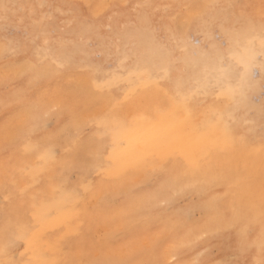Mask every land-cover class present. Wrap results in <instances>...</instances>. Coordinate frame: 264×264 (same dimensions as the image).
<instances>
[{
  "label": "bare ground",
  "instance_id": "obj_1",
  "mask_svg": "<svg viewBox=\"0 0 264 264\" xmlns=\"http://www.w3.org/2000/svg\"><path fill=\"white\" fill-rule=\"evenodd\" d=\"M178 1H169L171 7L168 10L171 18L173 17L177 25L181 14L186 17L181 25L188 24L190 33H199V43L197 46L189 45L185 48L183 58L178 63L180 71H175L174 74L172 68L167 69L164 65L166 62L164 46L171 41L164 33L162 15L160 13L161 17L156 18L159 19V26L161 24L159 30L153 27L150 30L148 18L150 9L141 0H122V6L117 10H113V6L109 4V11L101 2V11L104 9L101 14L105 13L101 18L98 17L101 14H95L94 11L97 10L99 0L93 6L94 10L92 9L95 16L91 18L89 30L84 28V23L80 22V19L75 23L73 21L72 26L64 28L65 50L62 56L58 54L62 61H58L57 67L55 66L57 68L55 72L63 73L64 76L59 78L60 76L56 75L58 80L55 81V90L61 95L59 96L61 103H57V106L60 105V110L58 109L54 114L57 122L62 118L60 113L62 107L73 101V131L76 130L77 135L73 137V146L65 149L62 156H53L52 153L46 156L45 160L56 163L55 165L63 162V168L56 175L58 182L54 196L51 194L44 200L37 198L36 212L34 211L36 217L33 222L26 223L21 219L18 229V224L15 222L18 218L11 217L12 209L9 208L11 211L4 209L5 203L11 202L6 200L9 193L3 194L5 187L4 185L0 187V222L6 237L1 249L6 245L11 247L14 242L17 247L16 243L19 240L24 245L22 240L28 234L31 233L29 238L32 241L35 237L34 232H43L45 224L53 223L56 226L58 240H62L55 246L56 257L53 261L61 264L64 262L68 264V252L71 245L76 246V243L87 247L80 255L83 253L87 255L88 252L89 255L84 261H77L75 264H119L120 261L125 260L130 261L131 264H144L148 260H159L160 264H226L210 256L208 248L213 243H218L219 253L230 254L231 264H261L264 260V248H262L264 246V97L259 98L263 100L259 104L255 102L257 104L251 105L247 102L252 106L251 111L249 107L247 110V107L244 108V101L247 98L244 90L248 91V89L242 91L241 83L238 81L248 78L250 85L257 86L256 83L264 79L262 14L255 16L245 9L242 13L232 14L230 19H227L224 18L226 15L222 12L223 6L219 4L220 0H185L186 3L190 2L191 6L197 2H201L203 6L207 5L203 13L190 18L192 14L186 12L190 9V4L182 9L183 1L178 5L175 4ZM111 3L113 4L114 1ZM181 18L183 17L179 20ZM212 19L219 20L218 23L221 20L227 28L223 32L228 48L226 52L202 49L203 37L208 38L210 35L208 22ZM169 25L171 33L176 32V29ZM189 34H186L187 39ZM146 40L149 43L148 49L145 46ZM15 41L16 48L11 49L7 57L13 54L20 56L21 52L23 54L21 56L28 60L22 63L26 62L28 66L35 60H38L39 64L43 63L39 61L42 54L40 55L37 50L27 54L29 45L26 39L19 38ZM78 45L81 47L79 52ZM210 45L209 48H212L213 44ZM128 48L129 54H127ZM94 53L100 55L97 60L94 59ZM138 54H143L140 56L146 61L143 65L145 68L134 64L132 70L127 68L122 72L124 61L126 60L127 63L129 60L130 64L133 56ZM106 61L112 63L110 69L105 68ZM45 62L52 63L49 58H45ZM250 66L255 67L260 73V78L255 76L259 78L256 83L249 80ZM80 67H84L85 70H77ZM235 70L239 74H235ZM139 73L141 80L138 81ZM13 78L14 80H8L0 87L1 90L6 86L5 84H8V91H2L0 96L4 106L9 104L8 101L23 99L27 91V82L34 79L31 75ZM128 84L129 89H127ZM256 86L251 88L255 90ZM47 90L49 89H43V91ZM116 93L121 94V98H126L129 102V106L119 110L120 121L115 116L117 109L113 106ZM43 94L37 95V102L42 100ZM81 98H89L87 103L90 105L96 104V107L101 105L100 113L96 114L99 118L89 124V133L86 132L84 123L87 121L81 120L86 114V101ZM200 102L204 103L202 105L206 113L202 112L204 114L200 118H195ZM39 104L41 105V102ZM107 104L110 105L108 111L112 122H109L108 126L106 125L108 113H103L106 110L103 107ZM123 104L126 102L121 101L119 105ZM36 112L38 113V110ZM123 118L126 122L129 121V125L117 124L125 122ZM62 119L64 124L68 120V118ZM78 120L82 122L78 123L80 126L76 128ZM35 121L36 116L32 114L26 126L33 127ZM68 127H64L65 137L69 135ZM108 129L114 130L113 140L109 147H105L103 137ZM121 139L127 142L125 150L117 147V142ZM100 143L103 145L99 154L94 149V152L90 151L99 147ZM14 155L16 157V154ZM146 157H149L150 161L145 164ZM137 161L141 162L142 166L137 172L136 182H133L132 177L126 176L121 179L117 191L112 186L114 190L110 189L109 194L106 196L103 194V197L97 200L98 207L102 209L108 210L110 206H115L117 216L109 234L103 233L105 232L103 228L102 237L95 238L92 231H95L96 227L92 226V222L96 214L87 211L86 206L82 204L97 194H94L95 185L106 180L102 177L104 174L108 171L118 172L119 169L122 173L125 167L128 169ZM88 164L92 166L91 171L87 170ZM96 167H99L98 173L95 171ZM136 169L134 168L132 172L129 169L131 176L133 172L136 173ZM91 172L94 177H90ZM108 176L110 178L112 175ZM115 177L113 180H116ZM10 186L8 185V189ZM117 220H122L123 226L121 223L117 225ZM143 230L149 234L153 231L159 233L155 238H151L147 248L138 247L133 238V235L137 236ZM142 235L147 236L145 233ZM14 236L19 240H8ZM148 237L151 236H147L146 239ZM144 238L141 239L145 241ZM137 239L141 242L139 237ZM101 245L106 246L107 250L109 248L110 252H106V248L103 247L100 249ZM97 247L100 249L98 254L95 253ZM20 250L22 251L23 247ZM22 259H25L24 256H21L20 264ZM11 260V264H14Z\"/></svg>",
  "mask_w": 264,
  "mask_h": 264
},
{
  "label": "rangeland",
  "instance_id": "obj_2",
  "mask_svg": "<svg viewBox=\"0 0 264 264\" xmlns=\"http://www.w3.org/2000/svg\"><path fill=\"white\" fill-rule=\"evenodd\" d=\"M98 1L99 0H18V1L17 0H0V30H1L0 31V52L2 53V54L0 53V79H2V77L4 79V80L3 79L0 80V87H2L4 82H8L10 77L11 78L9 81L14 80L13 77H15V79L21 78V77L23 78L26 75H31L32 77H34V79L32 78L30 82H27L28 84L26 83L27 84L26 85L27 91H25L24 96L22 97L23 99H19L18 101H13V102L8 101L9 104L4 106V104L1 102L2 99L0 97V99H1L0 100V104H1L0 105L1 106L0 107V187L3 185L5 187L3 194L9 193L6 200L7 201L11 200L12 204H11V202L5 203L7 207L4 205V209H5V211H9L10 209H12L13 214L11 215V217H14L15 219L18 218V220H15V222H17V224H18V229H19V224H20L19 220L23 219L24 220L23 222H26V223L34 221V218L36 217V214L34 213V211L36 212L35 205L37 203V198H41L42 200H44V199L49 198L51 194H52V196H54V194H55L56 183L58 182V178L56 175L59 172V170L61 168H63V162L57 163L58 165H55L56 163H51V161L47 162V160H45L46 156H48L49 153H52L53 156H62L65 149L71 148L73 146V144H72L73 143V137L75 134L77 135V133L75 132L76 130L73 131V128H74L73 127V124H74V122H73L74 121L73 120V109H74L73 101L72 102L69 101L71 103L68 102L65 105V107H62L63 110L60 111V113H62V118H68L67 122L64 124L62 118L59 119L57 122L55 121L54 112H56L60 107V105L57 106V103H59V104L61 103V101L59 100V96H61V95H58L59 91L57 92L55 90V81L58 80V78L56 79V75H58V77L60 76L59 78H62V76H63L62 75L63 73L60 72L61 74H57L55 71L57 70V68H56L57 62L62 61V58H60V55L62 56L63 51L65 50V47H63L64 46V38H63L64 28L72 26V24H74L78 19H80V22L84 23L83 24L84 28L89 30L88 28H91V20H92L91 18L94 17L95 14H98V15L101 14L102 11L104 10L103 9L101 11V2H103L104 5L107 6L108 11H109V7H108L109 4L111 7L113 6L112 7L113 10H117L122 6V0H100V2L98 3L99 5L97 7V10H94L93 6ZM111 1H114V3L112 4ZM141 1H142V3H144V5L147 8L150 9V11L148 10V14H149L148 18L150 19V30L152 27L158 28V30H159V27L161 26V24L159 26V19L156 20V18H159L160 13H161V15H162V17L160 16L161 21L165 27V28L163 27L164 33L167 35V39H169L171 41L168 44H165V46H164L165 55H166V57H165L166 62H164V65L167 69L172 68L174 70L173 74L175 71L176 72L180 71L178 63L183 58V54L185 53V48L186 47L188 48L189 45H192V46L198 45L199 33L198 34L190 33V29H189L188 24L181 25V23H183V21L186 19V17H184L182 14L180 15V17H183L184 19L181 18L179 20V18H180L179 17L177 20L178 24L176 22L177 25H175V23L173 21V17L171 18L170 14H169L170 10H168V8L171 7V6H169L170 0H157V1L156 0H141ZM136 2H138V1H136ZM181 2H182V4H184L182 9L188 7L190 4V2L186 3L185 0H179L175 4L178 5V3L180 4ZM219 4L221 5V7L223 6L222 12H225L226 16L224 18H227V19H230L232 14L238 15V14L242 13L245 9L248 10L249 13H251L255 16H261V14H262L261 13L262 0H222V1L220 0ZM206 6H205V4L203 6V4L201 2H197L193 6H191V4H190V7H189L190 9L186 10V12H188V14H192L190 16V18H193L194 16L200 15L201 13H203L204 10L206 9ZM92 9L96 12L95 14L92 12ZM71 10L74 12H72ZM70 13H71V15H70ZM104 14H101L98 17L101 18L102 15L104 16ZM107 14L109 15V12ZM79 16H80V18H79ZM153 19H154V21H152ZM222 20H224V19H222ZM73 21H74V23H73ZM208 21H209V19H208ZM218 21L219 20L212 19L210 22H208V25H210L209 26L210 27V35L208 38L206 36L203 37V39H204L203 45H202L203 50H208V51H212V52H215V51L226 52L227 51L228 48H227V44H226V39L224 38L225 36H223V32H225L227 30V28H225V24L221 20L219 22L220 24L218 23ZM169 24H171L173 29L174 28L176 29L177 34L175 31H173L171 33V29H170ZM45 29H48V30H45ZM161 30H162V28H161ZM185 31H186V33H185ZM160 33L162 34V32H160ZM170 33L172 36L169 35ZM41 34H42V37H40ZM186 34H189L188 39L186 38ZM19 38H24L28 42L29 47L26 50L27 54L28 53L30 54L34 50H37L38 53H40V55L42 54L41 58H39V61L43 62L42 64H39L38 60L37 61L35 60V62L30 63L29 66L26 62L22 63L24 60H27V59L23 58V56H21V55H23L21 52L19 53L20 56L13 54V55H9L10 57H7V54L10 53L11 49L16 48V41L15 40H18ZM210 44H213L212 48H209V47H211ZM44 45L46 48L44 47ZM71 46L73 47V45H71ZM145 46H146V49L149 48V43H147V40L145 42ZM22 47H23V45H22ZM78 47H79V45L77 46V48ZM49 48L51 49V51H48V50H50ZM80 48L81 47L78 48V52H79ZM44 49L47 51H44ZM42 50L44 52H42ZM20 51H21V49H20ZM129 52H130V49L128 48L127 54H129ZM147 52H149V51H147ZM150 52H151V50H150ZM43 53H46V54H43ZM156 53L157 52H154V54H156ZM58 54H60V55H58ZM140 55H143V54H140ZM140 55L139 54L136 56L134 55L133 60L131 61L130 64H129V60L127 61L128 64L125 63V61H126L125 60L123 63V66L121 68V70H123L122 72L126 71L127 68L128 69L130 68V70H132L134 68L133 67L134 64H137V67L145 68V67H143V65L146 64V61L142 60ZM99 57H100V55L98 53H94V59L95 60H97ZM45 58L51 59L52 63L48 64V62H45ZM151 58H153V57H151ZM148 63L149 62H147V64ZM46 64L48 65V67H46ZM113 64H114V62H113ZM104 65H105V68H107V69H110V67H112V63L110 61H106V63ZM156 66H157V64H156ZM79 69L85 70L84 67H80L77 70H79ZM239 70H241V68H239ZM140 74L141 73L138 74V81H139V79L141 80ZM235 74H239V73L236 72V70H235ZM4 76L5 77L8 76V77L5 78ZM16 76H18V77H16ZM255 76L260 78V73L255 67L250 66L249 67V80L256 83V80H258L259 78L257 79ZM39 78H41V79H39ZM238 81H240V83H241L242 91H243V89H248V91L244 90V95L247 97L246 100L244 101V108L247 107L246 109L248 110V107H249V111H251L252 109L250 107H252L251 105H253V103L259 104L261 101H263L261 99H262V97H264V79H263V81L258 80L259 82L256 83L257 86L252 85V84L250 85L248 78L246 80L241 79ZM40 83H42V84H40ZM165 83H166V81H165ZM243 84H245L246 86H244ZM5 85L6 86L4 88H1V90H0V96H1L2 91H8V84H5ZM251 86H256L257 88L253 87V88H255V90H254L251 88ZM44 88H46V89L48 88L49 90L43 91ZM127 89H129V84H128ZM42 93H44L42 100L37 102V99H36L37 95L42 94ZM249 94H251V95H249ZM120 95L121 94H117V93H116V95H114V97L116 99L113 103V106L115 107V109H117V111L115 110V116H116V118H118L119 121H120V118L118 115L119 110L122 108H125V106H129L128 105L129 102H127V99L126 98L122 99ZM248 97L250 98V101H249ZM259 98H261V99H259ZM83 99H84V102L86 101V105H85V108H86L85 113L86 114L82 117L84 119H81V120L87 121L84 123H85V126L87 128L86 132L89 133L90 132V129H89L90 125L94 122L93 120L96 121L99 118V115L96 116V114L100 113L101 105L100 106L98 105V107H96V104L90 105L89 103H87L89 98H86V99L83 98ZM121 101L122 102L125 101L126 104L119 105L121 103ZM40 102H41V105L39 104ZM220 102H222V100H220ZM247 102H249L251 105ZM255 102H257V103H255ZM2 104H3V106H2ZM202 104H204V103L200 102V106L198 108V111L196 113L195 118H198V117L200 118V116H202L204 113H206V111L204 109V105H202ZM248 104H249V106H248ZM87 107H88V109H87ZM109 107H110V105H108V104L105 107H103V109H106L105 111H103V113L104 112L108 113V119H107V123H106L107 126L110 123H112L110 120L109 111H108ZM37 110H38V113L36 112ZM202 112H204V113L202 114ZM32 114L34 116H36V121H35V124L32 125L33 127L29 128L30 126H26V125L29 123V120H31ZM47 115H48V117H47ZM125 118H123L125 120V122L122 121L121 123H117V122L116 123L118 125L121 124V126L122 125H124V126L129 125V121L126 122V119H128V118H126V119ZM48 119H49V121H48ZM81 120L77 121V127L76 128H78L80 126L79 124H80V122H82ZM132 123H133V121H132ZM65 126H69L68 129L70 128L69 130H67V132L69 133V135L67 137H65V132H64ZM70 126H72V128ZM115 126H117V125H115ZM110 128H112V126ZM18 132H20V133L18 134ZM27 132L29 134H27ZM70 132H71V134H70ZM113 132H114L113 129L112 130L108 129L105 132V135L103 137L105 147H109L110 144H112L111 142L113 140V134H112ZM77 140H79V137L77 138ZM166 140H167V138L164 140V144H165ZM57 142H58V144H57ZM70 142H71V144H70ZM48 143L51 145H49ZM52 144L53 145L55 144V145L53 146ZM126 144H127V142L125 141V139L124 140L121 139L117 142V147L120 149L124 148L123 150H125V149H127ZM41 145L43 147H45V145H46V147L43 148ZM102 145L103 144L100 143L99 147L92 148L90 151H92V152L98 151V154H99V151L101 150L100 148H102ZM43 149H44V151H42ZM93 149H94V151H93ZM35 150H37V151H35ZM92 152H91V154H92ZM22 153H24V154H22ZM41 153H42V155H41ZM14 154H16V157ZM13 155H14V157H13ZM95 157H98V156H95ZM28 158L29 159L31 158L30 161ZM41 158H43V159H41ZM148 158L149 157H146L147 160L144 161L145 164L150 161V160H148ZM39 164H41V165L39 166ZM50 165L52 167H50ZM88 165H89V167L87 168V170L91 171L92 166L90 164H88ZM141 166H142L141 162L137 161V163L134 166H132V167L130 166V168H128V169L125 167V169L122 171V173L120 172V169L118 172H116V171L109 172L108 171L106 174H104L102 176V177L106 178V180H104V182L100 181L99 185H95L96 186L95 190L97 192L95 191V193H94L93 188H92L91 194L92 195H93V193L94 194L97 193V194L94 195V197H92V199H90L88 201L86 200V202L84 204H82V206L83 205L86 206L85 207L86 210L89 211L90 213L92 211L94 214H96L95 220H93V222H92L93 223L92 226L94 228L96 227L95 228L96 230L92 231L95 234V238H101L102 237V232H103L102 229L103 228L105 229V232H103V233L109 234L111 228L113 229V227H114L112 225H114V223L116 222V216H117V214H115L116 213L115 206H110L109 209L107 208L108 210L102 209V208L98 207L97 200L98 199L100 200L103 197L102 196L103 194L105 196L107 194H109L110 189L111 190L113 189L112 186L114 187L115 191H117V189L121 183V179L126 178V176H127V178L132 177L133 182H136L137 178H138L137 172L141 169ZM98 168L99 167L95 168V171L97 173L99 172ZM134 168H137L136 173L133 172V176H131L132 175L131 172ZM129 169L131 170V172H129L130 171ZM96 172H95V176L97 175ZM128 172H129V174H128ZM50 173H52L53 175ZM86 173H88V172H86ZM109 173H112V174H109ZM46 174H49V175H46ZM107 174L110 176L112 175V176L109 178V176ZM11 176H12V178H11ZM87 176L89 177V174ZM117 176H118V178H117ZM90 177H94V174L92 172L90 173ZM114 177L116 178V180H113ZM135 179H136V181H135ZM116 181H117V183H116ZM49 184H50V186H49ZM103 184L104 185L106 184V186H104ZM8 185L9 186L11 185L9 189H8ZM39 185H41V186H39ZM38 186L40 188H38ZM97 188H98V190H97ZM46 189H47V191H46ZM35 190L37 191L38 194L36 193ZM5 191H7V193ZM8 191H10V192H8ZM15 194H18L17 195L18 197ZM20 194H22V195L24 194V195L22 196ZM28 195H29V197H28ZM19 197L21 198L20 200H19ZM95 199H96V201H94ZM12 200H14V202ZM25 200H27L26 203H25ZM33 201H35V202H33ZM28 202H30V203L27 204ZM0 203H1V201H0ZM88 203H93V204H88ZM31 204L33 206H31ZM16 206H19L21 209L19 207H16ZM23 207L25 208V210ZM78 207H79V205H78ZM94 209H95V211H94ZM100 209H101V212H100ZM20 211H21V213H20ZM113 212L115 215L114 214L112 215ZM104 213L107 215H105ZM113 218H115V220ZM121 222H122V220L121 221L117 220V225ZM32 224L33 223H31V226H32ZM121 224L123 226V223H121ZM120 228H121V226H120ZM18 229H17V231H18ZM152 230H154V229H152ZM145 231L144 230L141 231V234H137V236L140 239L141 238L143 239L144 237H145L144 239H146L147 236H151L145 240L146 242L148 241V243H145V241L142 239L140 242L137 239L138 237L136 235H133L134 240L137 242V246L140 248H147L149 246L151 238H153V237L155 238L156 235L159 234V233H156L155 231H153L150 234L146 233ZM90 233H91V231H90ZM143 233L147 234V236L142 235ZM30 234H28V236H27L28 238L26 237L22 240L24 245L21 244L19 238L18 239L15 238L16 235L14 237L8 239V240H17V241L19 240V241H18V243H16L17 247H16L15 242H14L12 244V246L9 248V251H8L9 256L7 259L10 261L11 258H13L11 261L14 264H20L21 256L22 257L24 256V258H25L24 260L23 259L21 260V264H38V262H41V261H46L49 263L53 262V259L55 260V257H56L55 246L58 242L62 241V240H58V237L56 236L55 224H53V223L45 224L43 232H40V231H39V233H38V231L34 232L35 237L32 238V241L29 238ZM140 235H142L143 237ZM5 238L6 237L4 235V232H3V229L1 226V222H0V249H1V247H3V243L5 242ZM217 244L218 243H216V244L213 243L209 246L208 252H209L210 256H212L216 259L218 258L217 260L220 263L225 262L226 264H231V263H229V260L231 259L230 254L219 253V246ZM93 246H99V245H93ZM22 247H23V250L21 251L20 248H22ZM102 247L106 248V246L101 245L100 249H102ZM84 249H87V247L85 248V246L79 245L77 243H76V246L71 245V249L68 252V264H72V263L75 264L77 261H81V260L84 261L85 259H87L89 252L86 253L87 255H85L84 253H83V255H80V253ZM100 249H99V247H97L95 253L98 254ZM105 250L108 253L110 252L109 248H108V250H107V248ZM1 257L2 256H0V258Z\"/></svg>",
  "mask_w": 264,
  "mask_h": 264
},
{
  "label": "snow or ice",
  "instance_id": "obj_3",
  "mask_svg": "<svg viewBox=\"0 0 264 264\" xmlns=\"http://www.w3.org/2000/svg\"><path fill=\"white\" fill-rule=\"evenodd\" d=\"M261 44L264 45V0H262L261 4ZM10 245H6L4 249H0V256H3L4 258H0V264H11V262L7 259L8 251H9ZM264 248V246H262ZM38 264H48L46 261L38 262ZM52 264H61V262L53 261ZM64 264H67V262H64ZM119 264H131L130 261H120ZM144 264H160L159 260H148L145 261ZM261 264H264V260L261 261Z\"/></svg>",
  "mask_w": 264,
  "mask_h": 264
}]
</instances>
